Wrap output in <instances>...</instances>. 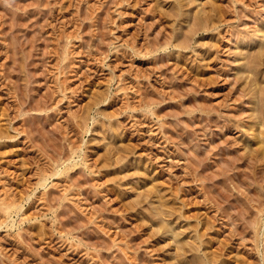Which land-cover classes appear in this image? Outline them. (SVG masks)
Instances as JSON below:
<instances>
[{
	"label": "rangeland",
	"instance_id": "374dc122",
	"mask_svg": "<svg viewBox=\"0 0 264 264\" xmlns=\"http://www.w3.org/2000/svg\"><path fill=\"white\" fill-rule=\"evenodd\" d=\"M262 31L264 0H0V264H264Z\"/></svg>",
	"mask_w": 264,
	"mask_h": 264
},
{
	"label": "bare ground",
	"instance_id": "6f19581e",
	"mask_svg": "<svg viewBox=\"0 0 264 264\" xmlns=\"http://www.w3.org/2000/svg\"><path fill=\"white\" fill-rule=\"evenodd\" d=\"M262 32H264V31H262ZM262 32H261V33H262ZM258 34H259V33H258ZM262 35H264V33H262L261 36H259V35H258V36L261 38ZM258 36H257V38H258ZM260 38H259V39H260ZM262 38H264V37H262ZM259 39H258V40H259ZM260 40H261V39H260ZM260 47H261V46H260ZM259 49H260V48H259ZM262 50H264V49H262ZM260 51H261V50H260ZM232 72H235V71L232 70ZM255 85H256V84H255ZM261 88H262V87H261ZM255 91H256V90H255ZM255 91H254V92H255ZM258 92H259V91H258ZM262 93H264V92H262ZM261 97H264V96H261ZM254 99H255V98H254ZM256 100H257V99H256ZM256 100H255V101H256ZM261 101H262V100H261ZM254 106H255V105H254ZM259 119H260V118H259ZM260 120H261V119H260ZM261 121H262V120H261ZM258 122H259V121H258ZM252 132H254V129H253ZM255 132H256V131H255ZM261 134H262V132H261ZM260 138H261V136H260ZM260 138H259V139H260ZM260 140H261L262 142H264V137H262V139H260Z\"/></svg>",
	"mask_w": 264,
	"mask_h": 264
}]
</instances>
